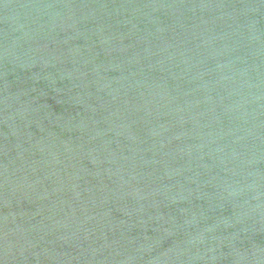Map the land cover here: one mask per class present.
<instances>
[{
    "label": "water",
    "instance_id": "1",
    "mask_svg": "<svg viewBox=\"0 0 264 264\" xmlns=\"http://www.w3.org/2000/svg\"><path fill=\"white\" fill-rule=\"evenodd\" d=\"M0 264H264V0H0Z\"/></svg>",
    "mask_w": 264,
    "mask_h": 264
}]
</instances>
